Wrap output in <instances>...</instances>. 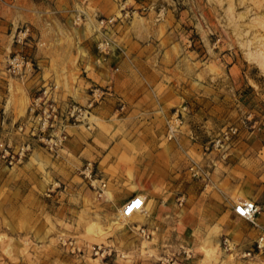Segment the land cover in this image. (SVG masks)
Returning <instances> with one entry per match:
<instances>
[{
	"label": "rangeland",
	"instance_id": "obj_1",
	"mask_svg": "<svg viewBox=\"0 0 264 264\" xmlns=\"http://www.w3.org/2000/svg\"><path fill=\"white\" fill-rule=\"evenodd\" d=\"M110 16L116 21L100 27L98 20ZM24 26L29 27L26 43L33 41V46L15 42ZM103 37L113 43L104 59L96 48ZM50 39H77V52L85 56L88 46L99 67L108 62L117 70L115 62L126 58L138 69L133 78L156 91L144 100L143 110L137 107L129 113L128 101L119 96L113 121L95 117L93 132L98 128L106 134L110 140L104 143L110 146L105 149L111 147L107 164L106 159L100 166L98 160H86L97 172L96 185L115 179L118 194L134 189L129 186L134 173L129 168L121 171V166L133 165L182 133L188 101L196 99L198 90L205 91L207 110L214 117L208 140L229 125L238 127L232 144L264 137V0H0L1 75L16 79L6 71L8 57L18 51L28 56L24 46L41 50ZM51 81L62 88L59 79ZM112 90L111 85L108 93ZM170 90L176 101H166ZM120 101L125 108L116 111ZM169 125L176 129L170 139ZM32 152L14 167L0 162V264H141L155 263L164 255H176L189 264L187 253L154 249L152 254L145 238L142 244L133 237L125 242L119 233L135 231L144 215L117 211L108 217L103 198L87 178L78 173L57 183L50 171L54 166ZM145 207L149 209L147 203ZM223 237L214 249L204 250L203 264H264V249L258 251L255 241L248 248L231 243L228 250ZM109 238L120 245L109 244ZM61 239L72 240L80 250ZM248 250L250 255H243Z\"/></svg>",
	"mask_w": 264,
	"mask_h": 264
},
{
	"label": "crops",
	"instance_id": "obj_2",
	"mask_svg": "<svg viewBox=\"0 0 264 264\" xmlns=\"http://www.w3.org/2000/svg\"><path fill=\"white\" fill-rule=\"evenodd\" d=\"M34 43L29 41L25 44L33 46ZM78 44L77 39H50L41 50L24 46L28 56L35 58L40 70L25 81L0 74V128L10 129L14 121L24 116L30 97L43 81L52 79L61 82L60 97L80 103L86 101L90 85L110 83L112 92L95 108V117L102 121L112 120V111L119 96L128 101L127 111L131 113L137 107L138 111L139 108L143 110L141 105L144 100L150 94L156 95L154 88L147 89L141 80L133 78L138 69H133L126 58L115 62L117 70H112L108 62L99 67L88 46L85 56L77 52ZM8 46L11 47V42ZM140 54L143 53L140 51ZM46 74L49 78H45ZM173 92L167 91L164 96L166 101L170 98L176 101ZM204 92L198 90L194 95L196 99L188 101L182 133L165 147H154V152L141 155L133 165L121 166V171L129 168L134 173L129 185L134 189L118 194L116 180L107 179L106 189L100 196L103 198L104 213L109 217L127 199L141 194L149 209L140 225L149 229L157 226L158 229L155 237L144 240L149 246L148 251L151 250L152 254L154 249L157 253L186 252L190 256L189 264H203L204 250L214 249L222 236L232 244L248 248L260 235H264V158L261 157L264 137L257 138L255 135L251 139L237 140L232 144L228 157L220 158L209 145L212 140H208L210 128L215 123L210 115L212 111L207 110L209 102ZM94 122L92 130L80 125L69 126L68 137L58 156L40 148L33 150L32 156L42 157L54 166V171H50L55 182L74 179L81 173L78 170L86 160H98V166L103 159L108 163L107 155L110 157L111 147L106 150L108 143L104 141L110 139L98 128L93 132L96 119ZM193 163L199 168V176L193 175ZM244 199L254 200L260 208L256 224L233 212V204ZM119 236L125 242H129L131 237L139 244L143 242L134 230L121 231ZM109 242L116 244L112 238ZM118 245L120 242L116 247Z\"/></svg>",
	"mask_w": 264,
	"mask_h": 264
},
{
	"label": "built area",
	"instance_id": "obj_3",
	"mask_svg": "<svg viewBox=\"0 0 264 264\" xmlns=\"http://www.w3.org/2000/svg\"><path fill=\"white\" fill-rule=\"evenodd\" d=\"M77 18H80L78 16ZM116 21V17H102L98 20L100 27L112 25ZM29 38V27L19 28L15 42L23 44ZM113 43L103 37L96 42L97 51L103 55L109 54ZM100 58H98V61ZM6 71L9 75L25 81L35 76L39 71L38 64L30 57L21 53V51L12 53L6 64ZM111 90V84L108 83L104 87L90 86L88 88L87 98L84 103L76 102L70 98L60 97V86L55 81H43L38 90L30 97V101L26 108V113L21 118L11 124L10 129L0 132V162L7 167H14L22 163L33 151L34 147L40 146L54 156H58L67 137L68 127L72 125H80L88 130H92L95 126V108L104 98V95ZM125 103L120 101L116 111H122ZM175 128L169 125L168 138L174 136ZM238 134L236 125H229L221 130L212 140L211 149L218 152L220 158L225 159L228 156L233 139ZM194 168V169H193ZM193 175L199 176V168L196 163L192 165ZM84 178L89 180V185L97 192L98 196L102 195L105 182L101 181L96 185L97 172L93 171V165L87 161L81 170ZM182 199L179 200V203ZM258 204L252 199L238 200L233 204V212L252 224H256L255 218L259 213ZM124 216L132 213L147 215L148 210L145 207V199L141 194H136L127 199L118 210ZM135 231L142 238L151 240L157 226L149 229L145 225H136ZM62 244H68L72 249L80 250L72 240L61 239ZM223 246L225 249H232V245L228 239L223 238ZM255 248L260 251L264 249V235H260L255 241ZM100 247L95 250L98 253ZM250 250L244 252L243 255H250ZM186 253V252H185ZM141 264H183L181 258L176 255H164L159 257L155 263Z\"/></svg>",
	"mask_w": 264,
	"mask_h": 264
}]
</instances>
